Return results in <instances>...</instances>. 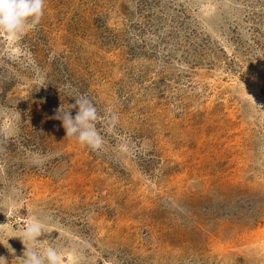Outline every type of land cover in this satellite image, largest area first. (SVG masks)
Masks as SVG:
<instances>
[{
  "label": "rangeland",
  "instance_id": "374dc122",
  "mask_svg": "<svg viewBox=\"0 0 264 264\" xmlns=\"http://www.w3.org/2000/svg\"><path fill=\"white\" fill-rule=\"evenodd\" d=\"M81 95L96 151L55 118ZM34 218L60 264H264V0H45L0 32L6 264Z\"/></svg>",
  "mask_w": 264,
  "mask_h": 264
},
{
  "label": "clouds",
  "instance_id": "9594fccd",
  "mask_svg": "<svg viewBox=\"0 0 264 264\" xmlns=\"http://www.w3.org/2000/svg\"><path fill=\"white\" fill-rule=\"evenodd\" d=\"M45 0H0V32H7L12 35L22 33L25 28H35L44 15ZM70 108H77L78 111L72 117L69 111L55 118L62 121L67 137H75L81 145L90 147L93 151L101 149L103 138L97 131L96 122L101 119L97 109L91 100L81 95L75 98V104ZM111 126H115L118 117L115 114H108L104 117ZM44 223L34 218L23 230L19 237L25 245L22 264H60V256L57 250L51 246L39 249L36 245L41 242L37 237L42 235ZM8 240V239H7ZM7 240L4 242L8 246ZM32 244V247H28ZM0 264H6L4 257L0 256Z\"/></svg>",
  "mask_w": 264,
  "mask_h": 264
}]
</instances>
